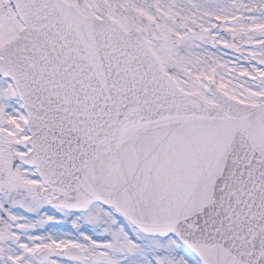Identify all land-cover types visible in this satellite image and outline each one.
<instances>
[{"label": "snow or ice", "instance_id": "6c2138e0", "mask_svg": "<svg viewBox=\"0 0 264 264\" xmlns=\"http://www.w3.org/2000/svg\"><path fill=\"white\" fill-rule=\"evenodd\" d=\"M0 264H264V0H0Z\"/></svg>", "mask_w": 264, "mask_h": 264}]
</instances>
